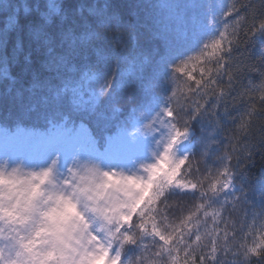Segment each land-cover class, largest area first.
Masks as SVG:
<instances>
[{
	"label": "snow or ice",
	"instance_id": "6c2138e0",
	"mask_svg": "<svg viewBox=\"0 0 264 264\" xmlns=\"http://www.w3.org/2000/svg\"><path fill=\"white\" fill-rule=\"evenodd\" d=\"M217 4L169 0L145 46L136 26L111 11L110 0H0L6 21L0 50L9 33L26 32L42 55L41 69L60 81H41L34 71L33 89L47 88L57 101L70 95L75 108L88 103V92L95 109L91 85L111 58L105 41L116 47L119 35V87L139 85L145 109L163 98L143 130L167 132L154 160L128 174L82 158L101 151L84 119L0 124V264H264V183L248 186L242 178L253 149L264 152V47L256 55L264 0H229L219 14ZM23 48L18 38L17 56ZM24 60L31 66V53ZM0 77L15 79L6 56ZM114 80H105L109 90ZM196 121L211 127L199 153L191 142ZM125 149L113 128L103 151L116 157ZM62 155L71 157L63 171ZM26 158L42 163L26 169ZM4 220L15 226L11 232Z\"/></svg>",
	"mask_w": 264,
	"mask_h": 264
},
{
	"label": "trees",
	"instance_id": "16d2710c",
	"mask_svg": "<svg viewBox=\"0 0 264 264\" xmlns=\"http://www.w3.org/2000/svg\"><path fill=\"white\" fill-rule=\"evenodd\" d=\"M29 4L34 0H27ZM91 2V0H86ZM102 3V0H100ZM13 5L22 3V0H11ZM111 11L117 13L125 25H135L137 30L142 33V41L145 46L151 26L157 21H163L168 12L169 0H110ZM229 0H218L217 14L226 10ZM11 11V9H9ZM21 21L24 17L21 14ZM5 14H0V32L5 28ZM22 38L24 48L17 56V39ZM121 37L117 35L113 42L105 41V46L110 50L111 58L99 65L102 73L101 77L91 85L92 92L99 103L95 109L92 108L94 98L90 99V94L85 92L84 100L88 101L82 108H75L71 103V96H65L59 101L55 100L51 93L44 89H33V72L43 81L46 77L52 78L51 83L59 85L60 81L54 78L53 73L44 72L41 69L40 61L42 55L37 51L35 43L31 42L26 32L13 31L7 35V48L0 50V59L7 57V65L11 71L14 80L0 77V124L7 127H15L23 124L28 127H42L49 121H59L65 117L70 120H86L95 130L97 138L100 139V149H104V137L113 128L120 129L121 135H125L135 127L137 123L147 122L151 116L163 108V98H160L147 108L142 107V95L139 85H129L120 89V73L123 71L124 62L119 58L118 45ZM264 47V40L259 41L256 46V55L261 54V48ZM239 51H244L240 49ZM31 53L32 65L27 66L24 57ZM94 60L95 57H92ZM26 68L28 70H26ZM115 78L114 84L109 90L105 85V80ZM105 94L100 96V92ZM47 97V99H44ZM120 111H116V107ZM234 110L231 115H236ZM224 123L231 127L232 122L225 120ZM203 130V131H202ZM193 131L197 133L195 150L201 151V143L207 138L211 127L207 123L196 121L193 123ZM259 131L253 133V139H258ZM217 139H221L219 136ZM223 143V141H222ZM222 146V145H221ZM182 149L183 146H180ZM219 151V148H214ZM254 151L253 162L248 165L246 174L242 177L248 186H260L264 183V152ZM243 162V161H241ZM208 164H213L214 160L209 156Z\"/></svg>",
	"mask_w": 264,
	"mask_h": 264
},
{
	"label": "rangeland",
	"instance_id": "374dc122",
	"mask_svg": "<svg viewBox=\"0 0 264 264\" xmlns=\"http://www.w3.org/2000/svg\"><path fill=\"white\" fill-rule=\"evenodd\" d=\"M161 110L162 108L154 113L149 120H151L157 113L161 112ZM145 123H137L128 133L122 135L126 144V149L119 156L110 157L103 151L102 153H81L82 158L92 159L93 161L99 163L104 170L116 169L128 174L141 171L142 164L151 163L154 160V154L158 153L162 147V144H158V142L163 141L167 135L166 130L163 128H161L158 133L144 131L143 125ZM156 127L158 128L159 125H156ZM89 154L91 156H89ZM3 159L4 157L0 156V162H2ZM70 160V156H61V171L69 165ZM18 163V158H13L11 161L12 166L17 165ZM23 163L27 169L36 167L42 162L26 158Z\"/></svg>",
	"mask_w": 264,
	"mask_h": 264
},
{
	"label": "clouds",
	"instance_id": "9594fccd",
	"mask_svg": "<svg viewBox=\"0 0 264 264\" xmlns=\"http://www.w3.org/2000/svg\"><path fill=\"white\" fill-rule=\"evenodd\" d=\"M203 131V130H202ZM197 139V133L195 131H193L192 137H191V142L192 144L195 146V142ZM3 218H0V220H2ZM3 227L7 232H11V230L13 229V227H15L14 225L8 223L6 220L3 221Z\"/></svg>",
	"mask_w": 264,
	"mask_h": 264
}]
</instances>
